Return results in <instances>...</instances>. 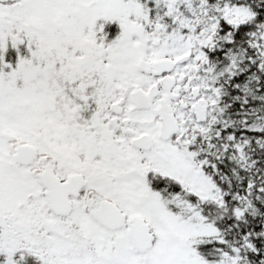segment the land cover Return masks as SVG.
<instances>
[{
	"label": "snow or ice",
	"instance_id": "snow-or-ice-1",
	"mask_svg": "<svg viewBox=\"0 0 264 264\" xmlns=\"http://www.w3.org/2000/svg\"><path fill=\"white\" fill-rule=\"evenodd\" d=\"M0 264H264V0H0Z\"/></svg>",
	"mask_w": 264,
	"mask_h": 264
}]
</instances>
